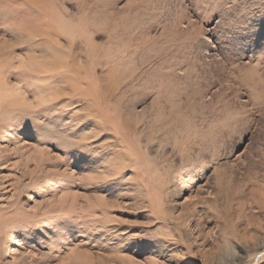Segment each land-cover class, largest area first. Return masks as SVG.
<instances>
[{"label":"rangeland","instance_id":"1","mask_svg":"<svg viewBox=\"0 0 264 264\" xmlns=\"http://www.w3.org/2000/svg\"><path fill=\"white\" fill-rule=\"evenodd\" d=\"M0 264H264V0H0Z\"/></svg>","mask_w":264,"mask_h":264}]
</instances>
